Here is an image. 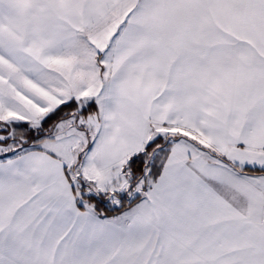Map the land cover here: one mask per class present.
Instances as JSON below:
<instances>
[{
  "label": "snow or ice",
  "instance_id": "6c2138e0",
  "mask_svg": "<svg viewBox=\"0 0 264 264\" xmlns=\"http://www.w3.org/2000/svg\"><path fill=\"white\" fill-rule=\"evenodd\" d=\"M0 264H264V0H0Z\"/></svg>",
  "mask_w": 264,
  "mask_h": 264
}]
</instances>
